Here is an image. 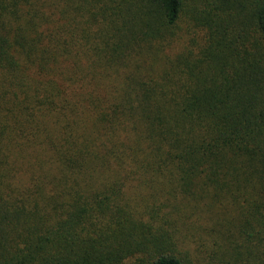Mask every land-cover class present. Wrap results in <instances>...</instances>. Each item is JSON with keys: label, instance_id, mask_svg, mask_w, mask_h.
<instances>
[{"label": "trees", "instance_id": "trees-1", "mask_svg": "<svg viewBox=\"0 0 264 264\" xmlns=\"http://www.w3.org/2000/svg\"><path fill=\"white\" fill-rule=\"evenodd\" d=\"M264 264V0H0V264Z\"/></svg>", "mask_w": 264, "mask_h": 264}, {"label": "rangeland", "instance_id": "rangeland-1", "mask_svg": "<svg viewBox=\"0 0 264 264\" xmlns=\"http://www.w3.org/2000/svg\"><path fill=\"white\" fill-rule=\"evenodd\" d=\"M213 264H216L215 262Z\"/></svg>", "mask_w": 264, "mask_h": 264}]
</instances>
